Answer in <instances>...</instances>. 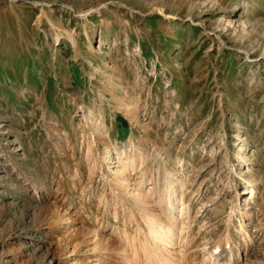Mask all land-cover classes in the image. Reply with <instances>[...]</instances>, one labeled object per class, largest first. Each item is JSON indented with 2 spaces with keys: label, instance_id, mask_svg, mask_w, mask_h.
Segmentation results:
<instances>
[{
  "label": "rangeland",
  "instance_id": "374dc122",
  "mask_svg": "<svg viewBox=\"0 0 264 264\" xmlns=\"http://www.w3.org/2000/svg\"><path fill=\"white\" fill-rule=\"evenodd\" d=\"M123 153L197 264H264V0H0V264H119Z\"/></svg>",
  "mask_w": 264,
  "mask_h": 264
},
{
  "label": "bare ground",
  "instance_id": "6f19581e",
  "mask_svg": "<svg viewBox=\"0 0 264 264\" xmlns=\"http://www.w3.org/2000/svg\"><path fill=\"white\" fill-rule=\"evenodd\" d=\"M113 154H115V152H113ZM109 155H111V154H109ZM124 155H125L124 153L122 154V156H119V157L117 154H116V156L114 155L113 156L114 159L112 160V163L114 162L113 166L108 165L109 168L113 171V173L115 175V178H116L115 184L117 183V186L119 185V186L123 187L124 190H126L125 192H127L129 194V196L134 198V199L132 198L133 200L136 201V199H137V201H138L139 199H144L145 200L144 202H147L146 197L148 196V194H147L148 192L145 193V195H144V192L135 191L136 188H133V187H130L129 185H127V184L132 183L129 181V177L127 175L129 172L127 173V169H128V167H133L134 159H132V156L131 157L128 156V157H126V159H122ZM127 158H128V160H127ZM105 162L109 163L110 159H107L105 157V160L102 163V165ZM113 167H114V169H112ZM152 179H153V177H152ZM150 183H152V182H150ZM157 183H155V184L152 183L153 185L150 186V190L154 189L157 192L156 200L152 201V200H150V198L148 196V198H149L148 201H150L151 203L147 202V204L149 205V206L147 204L145 205L146 207L147 206L149 207L148 210L146 211L147 213H144L145 212L144 211L143 212L144 213L143 215H145V217L143 216L144 220L140 219L141 221H139V222H142V224H140V226L138 228H141L146 236L143 234V232H141L140 234H141V236L143 234L146 238L142 239V237H141V238H139L138 241L131 240L129 242L127 240H125L123 242V240L120 239L121 244L118 245L120 247L115 248V250H116L115 253H117V255H119V257H118L119 258V264H197L196 263L197 261H195V259H194L196 253H195V251L191 250L193 247L194 240H192V238H190V229H189L190 225H188L187 222H186L187 224H185V220L183 219V217H185V216H183L184 214H182V213H181L182 215L176 214L175 204H174L175 201H173L172 198H169L170 196L168 197L166 194H164L165 193L163 190L164 188L163 189L160 188V189H162V191L160 189H157V187H158ZM166 186H167V184H166ZM162 187H164V186H162ZM130 189H131V191H130ZM165 189H167V188H165ZM150 190H148L149 193H150ZM142 191H144V190H142ZM125 192H123V193H125ZM254 192H255V190L253 188L250 189V191L248 192V193H250V196H251L250 198L253 197ZM122 196L123 195H121V197ZM129 196L125 195V197H127V198ZM133 200H129V201H132L131 204H133L135 202ZM142 202H139V205H141L140 203H142ZM182 203H184V202L182 201ZM124 204H125V202H124ZM184 204H182V205H184ZM129 205H130V202H129ZM130 206H129V208H130ZM135 206H136V204L134 205V207ZM141 206H143V205H141ZM145 206H143L144 210L147 209ZM134 207H132V208H134ZM183 207H182V209H183ZM135 209H138V208H135ZM139 212H140V210H139ZM131 213H133V212H131ZM137 216H139V215H136V217ZM181 218L183 220H181ZM138 219H139V217H138ZM139 230L140 229H138V231ZM125 236H127V235H125ZM95 237H97V236H95ZM225 246L227 248H229V242H226ZM223 251H224V249H222L220 245H217L214 247V249L212 251V256L220 257L222 255ZM141 256H143V257H141ZM140 258H142V260H140ZM143 258H144V260H143ZM96 260H98L99 262H97L95 264H100V259H96ZM227 263L231 264L230 261H228ZM217 264H219V263H217Z\"/></svg>",
  "mask_w": 264,
  "mask_h": 264
}]
</instances>
